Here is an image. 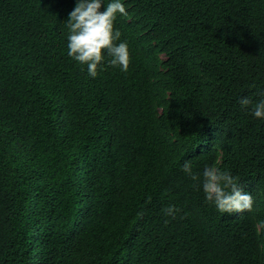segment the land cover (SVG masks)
Here are the masks:
<instances>
[{"label":"trees","instance_id":"1","mask_svg":"<svg viewBox=\"0 0 264 264\" xmlns=\"http://www.w3.org/2000/svg\"><path fill=\"white\" fill-rule=\"evenodd\" d=\"M121 2L129 68L105 52L93 78L77 0H0V264H264V0ZM186 160L251 211L220 213Z\"/></svg>","mask_w":264,"mask_h":264},{"label":"clouds","instance_id":"2","mask_svg":"<svg viewBox=\"0 0 264 264\" xmlns=\"http://www.w3.org/2000/svg\"><path fill=\"white\" fill-rule=\"evenodd\" d=\"M105 0H77L75 8L67 14L68 56L80 64L87 66L88 75L95 78L98 70H103L104 53L110 59L111 67H119L126 72L130 64V53L126 42H119L121 32L114 28L117 14L127 15L121 0H111L101 11ZM242 108L253 104L250 97H242L239 101ZM252 114L264 119V99L255 103ZM191 160L184 161L182 171L193 181H198L205 195V200L214 204L220 213L251 211L253 198L244 193L238 179L228 171L216 166H206L202 174L192 171ZM166 216L175 218L179 211L174 205L163 210ZM143 215V212L139 213Z\"/></svg>","mask_w":264,"mask_h":264}]
</instances>
